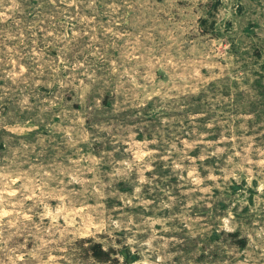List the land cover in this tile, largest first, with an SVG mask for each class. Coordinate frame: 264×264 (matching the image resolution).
<instances>
[{"label": "rangeland", "instance_id": "obj_1", "mask_svg": "<svg viewBox=\"0 0 264 264\" xmlns=\"http://www.w3.org/2000/svg\"><path fill=\"white\" fill-rule=\"evenodd\" d=\"M0 264H264V0H0Z\"/></svg>", "mask_w": 264, "mask_h": 264}, {"label": "trees", "instance_id": "obj_2", "mask_svg": "<svg viewBox=\"0 0 264 264\" xmlns=\"http://www.w3.org/2000/svg\"><path fill=\"white\" fill-rule=\"evenodd\" d=\"M96 246L98 249L95 253H93V256H95L96 258H102V256H105L106 253L103 251V249L99 245ZM91 251H93V248H91Z\"/></svg>", "mask_w": 264, "mask_h": 264}]
</instances>
